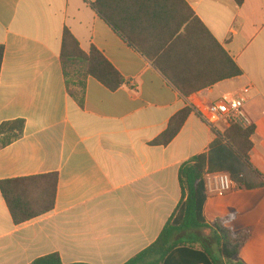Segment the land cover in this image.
<instances>
[{"label":"crops","instance_id":"obj_1","mask_svg":"<svg viewBox=\"0 0 264 264\" xmlns=\"http://www.w3.org/2000/svg\"><path fill=\"white\" fill-rule=\"evenodd\" d=\"M243 75L184 97L93 8L96 0H0V126L22 120L19 140L0 150V182L56 173L54 210L15 225L0 191V264H126L160 236L182 197L181 166L207 154L225 123L210 129L194 110L250 87L245 110L255 134L251 189L204 205L206 223L250 237L231 260L214 252L211 228L185 233L218 264H264V0H185ZM68 30L95 47L126 80L110 91L93 77L82 101L70 93L61 53ZM193 112L168 146L152 145L183 109ZM260 185V186H258Z\"/></svg>","mask_w":264,"mask_h":264},{"label":"trees","instance_id":"obj_2","mask_svg":"<svg viewBox=\"0 0 264 264\" xmlns=\"http://www.w3.org/2000/svg\"><path fill=\"white\" fill-rule=\"evenodd\" d=\"M241 7L246 0H234ZM137 52L184 97L215 84L243 75L229 53L212 35L185 0H96L92 5ZM5 49L0 45V74ZM61 63L70 93L80 101L85 82L93 77L110 91H117L126 80L104 55L93 47L84 52L79 42L66 30L62 40ZM193 109L176 114L168 128L152 145L168 146L181 132ZM22 120L0 126V150L23 135ZM255 126L244 129L236 123L217 134L207 154L184 163L179 172L182 197L158 239L126 264H218L212 253L183 235L211 228L220 258L233 259L250 237L249 231L234 233L225 227L229 217L206 223L204 205L208 194L207 175L228 173L234 182L247 189L254 171L249 167V153ZM59 177L56 173L4 180L0 191L15 225L25 224L51 213L56 205ZM260 186V185H258ZM32 264H63L58 254L37 259Z\"/></svg>","mask_w":264,"mask_h":264},{"label":"built area","instance_id":"obj_3","mask_svg":"<svg viewBox=\"0 0 264 264\" xmlns=\"http://www.w3.org/2000/svg\"><path fill=\"white\" fill-rule=\"evenodd\" d=\"M250 91L249 86L244 87L235 96L225 95L217 102L207 103L203 107H196L194 110L213 131H216L221 123H225L228 127L232 123H236L247 129L253 125L245 110L247 95ZM205 184L208 196L215 195L217 197H224L242 188L234 182L228 173L207 175Z\"/></svg>","mask_w":264,"mask_h":264},{"label":"rangeland","instance_id":"obj_4","mask_svg":"<svg viewBox=\"0 0 264 264\" xmlns=\"http://www.w3.org/2000/svg\"><path fill=\"white\" fill-rule=\"evenodd\" d=\"M222 128H223V129H225V128H226V126H225V127H223V126H222ZM197 244H198V243H197ZM214 252H215V253H216V255H217V250H216V248L214 249Z\"/></svg>","mask_w":264,"mask_h":264}]
</instances>
